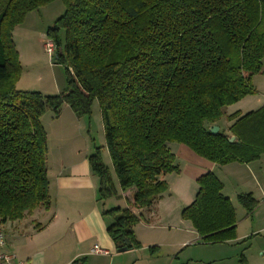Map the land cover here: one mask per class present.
Segmentation results:
<instances>
[{
    "label": "trees",
    "instance_id": "trees-1",
    "mask_svg": "<svg viewBox=\"0 0 264 264\" xmlns=\"http://www.w3.org/2000/svg\"><path fill=\"white\" fill-rule=\"evenodd\" d=\"M53 1L0 0V224L49 208L42 116L57 117L67 106L88 117L96 101L114 177L121 192L131 193L129 207L103 213L106 232L117 249L125 240L127 250L139 248V218L130 208L149 209L167 190L162 177L179 172L168 144L217 165L264 155V104L229 116V135L209 132L225 107L256 93L252 78L264 71V0H61L64 12L46 36L53 61L65 68V89L53 96L17 90L21 65L12 32ZM88 162L99 179L98 199L117 198L99 147ZM197 184L181 218L203 243L235 239V212L221 182L208 172ZM238 202L247 214L258 205L250 194Z\"/></svg>",
    "mask_w": 264,
    "mask_h": 264
},
{
    "label": "crops",
    "instance_id": "crops-1",
    "mask_svg": "<svg viewBox=\"0 0 264 264\" xmlns=\"http://www.w3.org/2000/svg\"><path fill=\"white\" fill-rule=\"evenodd\" d=\"M252 84L254 95L223 109V117L213 125L218 131L229 135V116L244 115L264 104V71L253 76ZM80 121L63 106L54 119L51 152L47 138L49 208H38L19 221L0 224L5 241L2 251L14 256V264H264V155L249 164L217 165L182 144H168L179 172L162 177L167 190L149 209L130 208L139 218L133 233L140 247L119 253L106 232L109 218L103 213L114 207H129L131 193L119 190L105 154L103 163L118 197L102 200L100 205L99 181L88 162L91 147ZM103 149L107 152L105 143L100 146L101 154ZM208 172L221 182V194L235 212V239L219 244L203 243L191 223L181 218V211L196 197L197 179ZM245 194L258 202L251 214L238 202ZM94 246L104 253H92Z\"/></svg>",
    "mask_w": 264,
    "mask_h": 264
},
{
    "label": "rangeland",
    "instance_id": "rangeland-1",
    "mask_svg": "<svg viewBox=\"0 0 264 264\" xmlns=\"http://www.w3.org/2000/svg\"><path fill=\"white\" fill-rule=\"evenodd\" d=\"M64 9L63 2L61 0H55L41 7L37 11L26 14L23 22L14 28L12 38L21 65V75L19 78L20 86L16 88L17 90L39 92L44 96H53L59 94L65 89V68L63 65L56 63L55 60L53 61L55 58V49L53 55L50 56L44 47V44L50 41L46 36L48 28L63 14ZM59 35L61 38L64 37L62 31L59 32ZM21 85L23 88H19ZM98 111L99 108L96 101L93 102L91 106V114L88 117H78L71 111L75 117L81 119L80 122L82 128L86 131V139L91 147L90 155L94 153L96 147L100 148V146H103L105 143L102 120L100 112L98 113ZM57 117H54L50 111H46L41 118V123L47 132L50 152L53 146V138L55 136V134H52L53 130H55L54 119H57ZM105 152L106 151L104 150L101 154L100 150L102 162L105 154L109 157L108 153ZM262 160V163H264V158ZM94 176L96 175L94 174ZM98 202L102 206V201L99 200ZM15 264L18 263L15 262ZM195 264L205 263L198 262Z\"/></svg>",
    "mask_w": 264,
    "mask_h": 264
},
{
    "label": "built area",
    "instance_id": "built-area-1",
    "mask_svg": "<svg viewBox=\"0 0 264 264\" xmlns=\"http://www.w3.org/2000/svg\"><path fill=\"white\" fill-rule=\"evenodd\" d=\"M44 47L47 51V53L52 56L54 53V46L51 41H48L44 44ZM5 246L4 241V234L2 230L0 229V264H14L13 261L15 260L13 255L7 254L2 251L3 247ZM92 253L95 254H103V250L99 249L98 246H94L91 250Z\"/></svg>",
    "mask_w": 264,
    "mask_h": 264
},
{
    "label": "water",
    "instance_id": "water-1",
    "mask_svg": "<svg viewBox=\"0 0 264 264\" xmlns=\"http://www.w3.org/2000/svg\"><path fill=\"white\" fill-rule=\"evenodd\" d=\"M218 127L217 126H211L210 128H209V132L211 133V134H216L217 132H218ZM234 140V136H230L229 137V141L230 142H232ZM129 245V241L128 240H125V246L123 247V248H120V249H117V251L119 252V253H122V252H125V251H127V246Z\"/></svg>",
    "mask_w": 264,
    "mask_h": 264
}]
</instances>
